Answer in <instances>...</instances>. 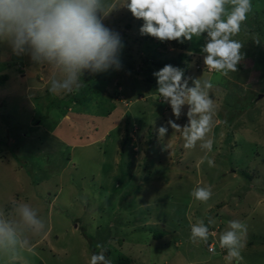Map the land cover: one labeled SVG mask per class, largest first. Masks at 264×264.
Instances as JSON below:
<instances>
[{
  "label": "rangeland",
  "instance_id": "374dc122",
  "mask_svg": "<svg viewBox=\"0 0 264 264\" xmlns=\"http://www.w3.org/2000/svg\"><path fill=\"white\" fill-rule=\"evenodd\" d=\"M252 5L234 37L244 44L237 72L226 77L206 73L200 51L204 35L185 41L184 52L192 54L190 80L211 78L214 85L209 93L217 105L209 134L214 143L207 153L213 167L199 163L206 151L199 142L185 149L180 133L168 126L170 119L185 126L188 106L177 120L168 103L155 99L153 73L161 68L154 66L150 83L140 68L153 64L154 53L172 59L166 51L170 46L141 35L143 21L127 8L114 9L102 21L121 37V68L97 74L99 86L91 85L84 104H69L73 93H51L47 65H32L27 56H14L0 44V77L8 76L0 86V209L9 212L13 202L28 203L46 224L43 234L31 237L35 255L24 253L17 264H89L101 251L97 244L107 249L111 264H227L218 245L215 254L206 245L219 243L230 220L247 224L243 264H264V0ZM257 35L260 44L253 41ZM93 75L85 72L81 80ZM118 82L128 102L119 96L109 115L110 100L118 95L114 87L123 91ZM139 122L145 124L138 127ZM160 126L168 127L163 139ZM127 130L132 158H137L133 164L128 153H120ZM146 156L152 159L148 168L142 161ZM167 160L176 162L172 170L161 167ZM204 185L213 192L206 203L190 195ZM208 218L215 220L208 225L210 233H217L215 240L210 235L207 244L193 243L191 225L200 219L207 225Z\"/></svg>",
  "mask_w": 264,
  "mask_h": 264
},
{
  "label": "clouds",
  "instance_id": "9594fccd",
  "mask_svg": "<svg viewBox=\"0 0 264 264\" xmlns=\"http://www.w3.org/2000/svg\"><path fill=\"white\" fill-rule=\"evenodd\" d=\"M118 7L127 8L134 18L143 21L141 35L161 42L183 44L204 35L200 51L206 70L224 77L238 71L244 44L234 37L253 12L252 0H117L112 4L106 0H0V44H6L14 56H27L32 65H47L51 93H73L81 87L85 72L97 74L121 68V37L102 22ZM253 41L261 43L258 35ZM190 74L191 71L187 76ZM153 75L157 81L155 99L168 103L177 120L182 107L188 106V123L181 127L170 119L168 126L180 133L185 149H194L199 142V147L206 150L199 163L207 161L210 167L215 166L207 155L214 143L209 134L217 113V105L209 95L214 86L211 78L193 79V86L189 87L191 78L172 65H165ZM167 132L165 126L157 129L161 139ZM190 195L206 203L213 195L212 186H197ZM214 223L213 218H208L207 225L203 219L193 223L190 240L207 244L210 235L217 236L209 232L208 225ZM45 230L38 209L28 203L13 202L9 212L0 209V258L5 264H17L24 253L35 255L31 237ZM247 232L246 223L230 220L227 230L219 236V243L207 244V250L215 254L218 245L227 264H243L241 253L247 244ZM96 247L101 251L91 255L89 264H111L103 246Z\"/></svg>",
  "mask_w": 264,
  "mask_h": 264
},
{
  "label": "trees",
  "instance_id": "16d2710c",
  "mask_svg": "<svg viewBox=\"0 0 264 264\" xmlns=\"http://www.w3.org/2000/svg\"><path fill=\"white\" fill-rule=\"evenodd\" d=\"M165 42L168 44V46H170L169 49L166 50V51L168 52V54H170V57H172V59H161L160 58V54L158 55V53H154L151 56V58L154 59L153 64L151 66H149L148 65L149 63H143V67H145V68L144 69L142 67L140 68L141 71H142L143 77L146 78L145 81L148 82V83L152 82L153 79H154L153 76H152L154 66H155V68L159 69V68H163L165 65H172L174 67H178V68L183 69L185 77H189L190 76V75L187 76L188 72L191 71V68H190V66L188 64V62L190 60V56L188 55L189 53L186 54L184 52L186 50L185 42L183 44L178 43L176 41H165ZM164 48H165V46H164ZM174 50H177V51L181 50L182 52L180 51L181 53H179L176 56H174L173 55L174 54ZM190 55L192 56V54H190ZM128 63L129 62H125V64H128ZM130 63L132 64V62H130ZM128 65H129V69L133 70V67L130 64H128ZM205 68H207V67H205ZM203 69H204V67H203ZM197 71H202V69H199ZM20 72L22 73V71H20ZM209 72H210L209 70H206V73H209ZM97 74H99V73H97ZM97 74H95L96 76H94V75L93 76H88V77H85L84 79L81 80V87L78 90L73 92L72 97L69 98L70 101L67 100V101H69V104H73L74 105V104H78V103H82V104L86 103V97H87L86 91L87 90L90 91L93 87L99 86V82L101 81V77H98ZM117 75H119L118 76L119 78L122 77V74H117ZM7 79H8L7 75L1 76L0 77V86L4 85V83L7 81ZM191 82L192 81L189 79V84H191ZM117 86H122V84L120 82H118ZM124 92H125V88L124 87H123V91L122 92H118L116 87H114L113 93H117L118 95L115 98L110 100V103H111L110 105L112 107H110L108 109V111H107V112H109L108 113L109 115H110L111 112H113L115 110L114 102H115V100H117V98H119V96H123V98L126 100V98L124 96ZM155 94L157 95L156 91H155ZM136 95H137V98H141V96L139 94H136ZM153 95H154L153 93H149V96L153 97ZM127 102H124L123 104L125 105V103H127ZM94 103H96L95 100L93 101L92 104H94ZM99 104H102V102H100ZM84 112H86V111L85 110L78 111V113H84ZM186 113L187 112L184 110L183 111V115L187 117ZM135 124H137V122H135ZM143 124H145V123H140L139 122L138 127H139V125H143ZM129 131L130 130H127L125 132V134H124V137H123L122 142H121L120 153L121 154L128 153V157H129L128 163L133 164V163L137 162V158H132L131 151L129 149V145L131 143L130 142L131 141V137H130V132ZM150 158H151V156L150 157L146 156L145 158L142 159V161H144V163H145L144 164L145 167H147V168L149 167L148 165L150 164V162H152V159H150ZM157 236H155V237H157ZM105 250L107 251V249H105ZM125 261H126L127 264L131 263L129 260H125Z\"/></svg>",
  "mask_w": 264,
  "mask_h": 264
},
{
  "label": "crops",
  "instance_id": "0c3cea01",
  "mask_svg": "<svg viewBox=\"0 0 264 264\" xmlns=\"http://www.w3.org/2000/svg\"><path fill=\"white\" fill-rule=\"evenodd\" d=\"M1 162H6L5 160H3V161H1ZM7 162H9V161H7ZM169 162V163H168ZM176 164V162L174 161V160H167L166 162H161L160 163V165H161V167L162 168H166V169H170V170H172L173 169V166ZM12 170V167L10 166V171ZM229 173H232V178H235L237 175H238V173H237V171H235V170H232L231 172H229ZM198 181V183H199V181L200 180H197ZM15 182H18V181H15ZM253 187V186H252ZM249 197H252V196H247L246 197V199L247 198H249ZM224 212H226V211H224ZM155 217V216H154ZM154 223V222H153ZM77 226V225H76ZM75 226V227H76ZM161 226V225H160ZM161 228H163L162 226H161ZM211 231H213V230H211ZM161 233V232H160ZM167 233H171L170 231H167ZM180 244V243H179ZM209 244V243H208ZM206 249H207V245H206ZM224 257H225V255H223V256H221V260H222V262L223 261H225V259H224ZM183 261H176V263L175 264H181ZM193 262L194 263H198V260L197 259H194L193 260ZM163 264H166L165 262L163 263ZM172 264H174V263H172ZM182 264H192L191 262H189V263H182Z\"/></svg>",
  "mask_w": 264,
  "mask_h": 264
},
{
  "label": "built area",
  "instance_id": "2783aa9c",
  "mask_svg": "<svg viewBox=\"0 0 264 264\" xmlns=\"http://www.w3.org/2000/svg\"><path fill=\"white\" fill-rule=\"evenodd\" d=\"M209 247H212V246H209ZM208 251H209V248H208Z\"/></svg>",
  "mask_w": 264,
  "mask_h": 264
}]
</instances>
